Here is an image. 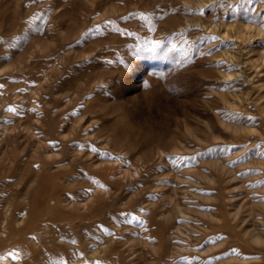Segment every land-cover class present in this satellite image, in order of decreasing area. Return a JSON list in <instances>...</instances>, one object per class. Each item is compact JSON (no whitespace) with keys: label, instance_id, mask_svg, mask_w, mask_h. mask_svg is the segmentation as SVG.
<instances>
[{"label":"rangeland","instance_id":"1","mask_svg":"<svg viewBox=\"0 0 264 264\" xmlns=\"http://www.w3.org/2000/svg\"><path fill=\"white\" fill-rule=\"evenodd\" d=\"M3 249L264 264V0H0Z\"/></svg>","mask_w":264,"mask_h":264},{"label":"bare ground","instance_id":"2","mask_svg":"<svg viewBox=\"0 0 264 264\" xmlns=\"http://www.w3.org/2000/svg\"><path fill=\"white\" fill-rule=\"evenodd\" d=\"M1 252L2 253L0 254V264H13L16 261L17 257L19 256V254H17L18 250L11 251L7 249L6 250L3 249V251Z\"/></svg>","mask_w":264,"mask_h":264}]
</instances>
